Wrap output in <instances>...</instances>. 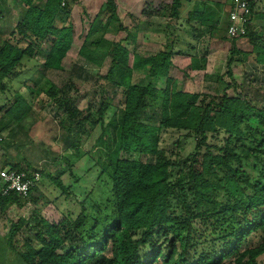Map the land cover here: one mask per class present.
Masks as SVG:
<instances>
[{
	"label": "trees",
	"instance_id": "trees-1",
	"mask_svg": "<svg viewBox=\"0 0 264 264\" xmlns=\"http://www.w3.org/2000/svg\"><path fill=\"white\" fill-rule=\"evenodd\" d=\"M182 1L142 0L132 17L179 20ZM68 2L0 0V92L6 91V83L16 76L21 62L35 58L48 41L42 69L63 70V60L73 45ZM116 8V0H104L78 50V56L95 67L110 59L101 87L111 98L94 113L90 108H75L74 99L68 95L73 81L61 88L46 81L48 88H40L44 75L38 72L37 78L25 85L31 97L45 94L57 106L64 115L61 123L66 132L73 127L82 129L87 122L91 127L103 125L116 91H120L116 111L97 140L103 160L95 159L101 175L111 182V198L101 215L88 214L81 204L76 215L67 213L57 224L33 217L30 229L35 235L24 242V252L14 249L11 241L24 222L12 224L8 234L0 238V264H8L6 252L12 255L10 264H157L161 258L163 264H225L229 259L233 264H258L264 254V101L258 107L259 102L254 106L244 95L223 94L217 102L206 94L179 89L177 80L169 75L172 57H183L185 70L204 68L205 59L191 53L190 45L183 51L170 41L154 55L133 54L129 64L128 41L135 42V32L126 33L120 41L105 38L113 24L116 34L127 30ZM13 11L18 15L16 22L5 29V18L11 19ZM198 14L188 15L187 20L193 22L205 16L201 10ZM104 15L101 21L99 17ZM204 19L200 27L209 30L212 38L221 28L217 22L206 25ZM224 29L227 35V24ZM247 29L245 38L253 45L256 62L262 65L264 40L260 35L254 37L251 25ZM203 33L200 29L196 37ZM220 39L230 38L227 35ZM235 50L233 54L239 53ZM232 61L229 58L228 76ZM144 68L151 81L147 85L133 84L134 72ZM158 80H163L162 88L154 85ZM30 110L26 100L16 94L7 113L20 124ZM168 130L193 137L194 152L182 161L167 156L159 143L162 133ZM26 166L23 169L8 160L0 163V169L24 172L31 179L30 173L39 174L26 197L0 195V210L10 205L23 207L27 202L35 204L33 195L41 173L29 163ZM54 182L67 194L61 181ZM256 233L262 235V242L241 251L242 244ZM198 246L202 249L192 260L194 255L190 257L189 252ZM146 247L149 256L145 263L140 252Z\"/></svg>",
	"mask_w": 264,
	"mask_h": 264
},
{
	"label": "rangeland",
	"instance_id": "rangeland-1",
	"mask_svg": "<svg viewBox=\"0 0 264 264\" xmlns=\"http://www.w3.org/2000/svg\"><path fill=\"white\" fill-rule=\"evenodd\" d=\"M140 1L142 0H116L118 18L127 30L116 34L112 31L115 29L113 24L105 35L109 41H120L124 39L126 33L132 34L134 31L132 27L138 25L140 43L128 41L129 64L132 62L133 54L140 57L154 55L170 41L174 42L176 49L183 51L190 49L188 47L190 45L193 48L190 49L191 53L198 54L202 60L205 59L204 68L198 71L185 70L183 57H172L169 75L177 80L179 89L206 94L209 99L217 102L223 94L244 95L250 104L256 106L259 102L257 106H263L261 102L264 101V64L259 65L256 62L255 53L251 51L253 45L246 38L237 39V43H233L231 39L227 41L220 39L227 37L224 29L228 23L230 9L227 0H203L201 6L205 12L204 18L208 17L203 18L206 25L217 22L218 27L221 28L215 34L217 43L209 42L207 33L209 30L200 27L203 19L195 18L191 25L186 22L187 13L194 9L196 0L182 1L178 21L140 16V20L136 22L132 13L135 8L140 7ZM191 2H193L192 6ZM103 3L104 0H69L68 7L71 14L68 24L73 27L74 43L63 61L62 71L42 69L43 58L50 45L48 41L35 58L24 59L21 62L15 71V79L12 78L6 83L5 92H0V134L3 137V142L0 143V163L3 160L12 161L14 164H20L23 169H27L26 163H29L41 173L38 190L33 195L35 204L27 202L23 207L10 205L3 211L0 210V238L8 234L12 224L20 220L24 222L19 233L11 240L12 247L19 252L25 251L24 242L32 240L35 235L30 229L33 226L31 221L33 217L38 216L48 223L57 224L67 213L76 215L81 209V204L88 214L100 212L101 215L105 202L111 198V182L101 175V169L95 163V159L103 160L97 140L105 124L116 111L115 106L120 102V91H116L113 106L106 112L103 125L91 127L87 122L82 129L73 127L70 132H66L61 123L64 115L58 112L57 106L49 102L45 94H41L38 98L31 97L25 86L30 83L28 82L30 79L37 78L38 72H43L44 75L39 81L40 88H48V83L61 88L68 81H73L74 87L68 85V95L74 99L75 108L78 111L90 108L91 113H94L105 99L111 98V95L101 87V77L108 71L110 59L106 58L101 67H95L78 56L79 47ZM261 9H264V4ZM17 16V12L13 11L11 19L5 18L7 21L4 24L5 29L15 24ZM104 17L106 16L99 18L102 21ZM178 24H183V29L178 30L180 28ZM200 29L204 33L197 38ZM145 33H151L152 43L143 42ZM260 36L263 38L264 34ZM234 49L239 53L233 54ZM229 58L233 60L229 68L231 76L227 75ZM146 71V68L135 71L132 77L133 84L147 85L151 80L146 77ZM154 85L162 88L163 80L156 81ZM16 94H20L31 108L20 124L16 123L13 114L7 113ZM195 143L193 137L168 130L162 133L159 147L170 158L182 161L194 152ZM247 169L250 172L251 168L247 167ZM55 179L61 181L67 194L56 187ZM262 240L260 233L253 234L242 244L241 251L258 246ZM201 249L202 247L198 246L189 252L190 257L194 255L192 260L198 258ZM140 255L146 263L149 249L144 248ZM5 258L10 264L12 255L6 252ZM161 259L157 264H163ZM257 262L264 264V254ZM223 263L233 264V259L225 260Z\"/></svg>",
	"mask_w": 264,
	"mask_h": 264
},
{
	"label": "built area",
	"instance_id": "built-area-1",
	"mask_svg": "<svg viewBox=\"0 0 264 264\" xmlns=\"http://www.w3.org/2000/svg\"><path fill=\"white\" fill-rule=\"evenodd\" d=\"M252 3L253 0H231L227 24V35L231 40L245 38L247 28L252 23ZM30 174L32 179L24 172L0 169V195L8 196L10 193H16L26 197L35 182L39 180L38 173Z\"/></svg>",
	"mask_w": 264,
	"mask_h": 264
},
{
	"label": "crops",
	"instance_id": "crops-1",
	"mask_svg": "<svg viewBox=\"0 0 264 264\" xmlns=\"http://www.w3.org/2000/svg\"><path fill=\"white\" fill-rule=\"evenodd\" d=\"M190 0H187L186 2H189ZM204 1L203 0H196V5L194 6V9L188 11L187 16L188 15H196L199 16L201 14H198L199 10L203 11L201 9V6L203 5ZM230 8L231 5V0H227L226 2ZM193 2H191V6H192ZM264 4V0H255L254 1V7H253V11H254V16H253V20L251 23V32L253 33L254 37H258L260 34H264V9H261L262 6ZM202 13V12H201ZM186 16V17H187ZM136 22H138V19H134ZM140 20V19H139ZM178 21V20H177ZM187 23H189V25L192 24L191 21L186 20ZM228 24V23H227ZM187 25V24H186ZM178 30L179 29H183V24H178ZM185 27V26H184ZM132 33L135 32L136 34V38H135V42L134 43H140L139 38H140V31H138V25L135 24L134 27H132ZM140 35V36H139ZM143 35V34H142ZM144 38L145 40L143 41L144 43H152V37H151V33H145L144 34ZM261 37V36H259ZM210 38V37H209ZM248 39V38H246ZM243 40V39H242ZM262 40H264V36L262 38ZM211 41V43H217L218 39L213 36L212 38H210L209 42ZM73 43H74V39H73ZM237 43V42H236ZM72 48V47H71ZM70 51V50H69ZM68 51V52H69ZM68 55V53H67ZM67 57V56H66ZM65 57V58H66ZM64 61V60H63ZM63 64V63H62Z\"/></svg>",
	"mask_w": 264,
	"mask_h": 264
}]
</instances>
